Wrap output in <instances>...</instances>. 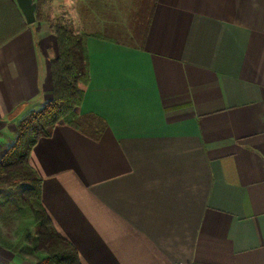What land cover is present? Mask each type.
Returning <instances> with one entry per match:
<instances>
[{
	"label": "crops",
	"instance_id": "1",
	"mask_svg": "<svg viewBox=\"0 0 264 264\" xmlns=\"http://www.w3.org/2000/svg\"><path fill=\"white\" fill-rule=\"evenodd\" d=\"M15 14L0 155L52 97L57 54ZM140 27L139 42L88 36L81 113L106 126L35 143L46 212L82 264H264V0H141Z\"/></svg>",
	"mask_w": 264,
	"mask_h": 264
},
{
	"label": "trees",
	"instance_id": "2",
	"mask_svg": "<svg viewBox=\"0 0 264 264\" xmlns=\"http://www.w3.org/2000/svg\"><path fill=\"white\" fill-rule=\"evenodd\" d=\"M7 1L12 3L15 13L22 18V25L27 26L14 0H0V46L12 36L17 27L14 12L6 9ZM53 33L57 54L49 60L52 97L40 107L22 114L16 122L13 141L0 155V217L8 221L14 215L20 218L22 224L30 217L36 228L32 231L25 224L18 238L13 241L0 234V245L17 255L33 241L35 248L44 251V255L35 264H82L77 249L57 231L42 204V182L30 164V153L38 139L50 136L57 124H71L92 134H99L105 128L103 119L81 113L82 101L90 81L87 38L93 36L110 41L118 39L98 31L74 32L62 23L54 24ZM17 111L18 107L10 115ZM0 264L6 263L0 260Z\"/></svg>",
	"mask_w": 264,
	"mask_h": 264
},
{
	"label": "rangeland",
	"instance_id": "3",
	"mask_svg": "<svg viewBox=\"0 0 264 264\" xmlns=\"http://www.w3.org/2000/svg\"><path fill=\"white\" fill-rule=\"evenodd\" d=\"M35 1L37 2L36 11H39V14H36V20L29 24V27L35 36L44 33L41 39H44L43 42L45 44V41H49V38L53 41V44L46 49V53H50V55L54 52L57 53V42L53 33L54 24L57 23L65 24L74 32H79L80 30L86 33L99 31L125 42H139V36L142 35L143 30L141 27L139 28V3L141 0L140 2L139 0ZM6 9L7 11L11 10L8 6ZM13 12L15 14L14 9ZM8 14L10 13L8 12ZM141 17L146 19L145 14L143 16L141 14ZM36 41L38 46V37H36ZM11 218L5 221L3 217H0V234L7 237L10 241L18 238L25 224L32 231L36 228L30 217H27L25 224H22L17 216L13 215V218ZM43 255L44 251L35 248L33 241L16 256H13L11 251L3 249L0 245V260L6 264H35Z\"/></svg>",
	"mask_w": 264,
	"mask_h": 264
},
{
	"label": "water",
	"instance_id": "4",
	"mask_svg": "<svg viewBox=\"0 0 264 264\" xmlns=\"http://www.w3.org/2000/svg\"><path fill=\"white\" fill-rule=\"evenodd\" d=\"M18 8L22 12L27 24L36 20L37 2L35 0H15Z\"/></svg>",
	"mask_w": 264,
	"mask_h": 264
},
{
	"label": "built area",
	"instance_id": "5",
	"mask_svg": "<svg viewBox=\"0 0 264 264\" xmlns=\"http://www.w3.org/2000/svg\"><path fill=\"white\" fill-rule=\"evenodd\" d=\"M178 264H207V263H202V262H192V263L179 262Z\"/></svg>",
	"mask_w": 264,
	"mask_h": 264
}]
</instances>
